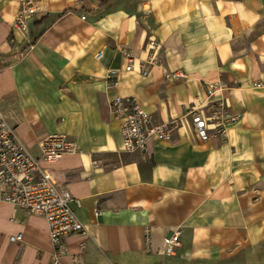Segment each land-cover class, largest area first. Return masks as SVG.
<instances>
[{"label":"crops","instance_id":"1","mask_svg":"<svg viewBox=\"0 0 264 264\" xmlns=\"http://www.w3.org/2000/svg\"><path fill=\"white\" fill-rule=\"evenodd\" d=\"M39 1L20 31L21 0H0V113L33 156L47 135L73 142L40 164L79 200L85 234L55 249L43 217L0 201V264H54L55 252L61 264L76 254L83 264H264V0ZM210 81L238 118L224 138L201 140L187 107L205 102ZM116 95L155 122L175 120L172 139L123 151ZM177 228L180 246L165 254Z\"/></svg>","mask_w":264,"mask_h":264},{"label":"built area","instance_id":"2","mask_svg":"<svg viewBox=\"0 0 264 264\" xmlns=\"http://www.w3.org/2000/svg\"><path fill=\"white\" fill-rule=\"evenodd\" d=\"M44 11L39 0H21V6L13 21V28L26 31L29 17ZM84 18V16H82ZM152 50L158 48L155 39L149 40ZM101 51L96 53L100 57ZM127 60L124 69L131 70L133 56L123 51ZM150 58L148 63L152 62ZM141 74H147V68L141 69ZM176 77L178 74L173 73ZM105 79L109 88L117 87L119 71L108 68ZM255 86H260L256 82ZM220 81L207 83L205 102H191L187 112L191 115V124L197 137L207 140L211 136L224 138L228 127L238 116L230 114L221 99L214 94L222 89ZM111 118L118 122L123 151H146L149 139L170 141L175 120L155 122L152 115L142 108L134 97L114 96L109 103ZM40 154L33 156L18 137L16 130L0 113V201L24 209L30 214L45 219L49 238L55 249L61 247L69 235L85 234L84 225L76 216L75 209L79 200L65 186H59L52 174L41 166L42 161H54L62 154L75 150L73 142L64 135H47L39 142ZM97 165L98 161H92ZM181 229L177 228L163 238L164 253L173 254L180 246ZM12 241L21 240L22 234L10 236ZM149 241V239H147ZM54 264H61L59 253L54 254ZM72 264H83L80 254L73 257Z\"/></svg>","mask_w":264,"mask_h":264}]
</instances>
